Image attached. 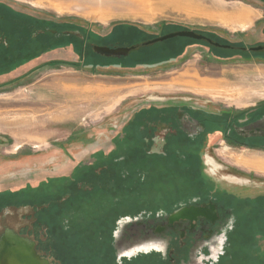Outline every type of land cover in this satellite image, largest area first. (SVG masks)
<instances>
[{
	"label": "rangeland",
	"instance_id": "374dc122",
	"mask_svg": "<svg viewBox=\"0 0 264 264\" xmlns=\"http://www.w3.org/2000/svg\"><path fill=\"white\" fill-rule=\"evenodd\" d=\"M255 1L0 0V236L49 264H264V150L249 136L264 127L240 124L264 102ZM57 22L87 42L53 44ZM163 22L218 46L150 64H131L138 46L94 48L138 45L126 27ZM211 201L217 220L192 215Z\"/></svg>",
	"mask_w": 264,
	"mask_h": 264
},
{
	"label": "flooded vegetation",
	"instance_id": "af4514ba",
	"mask_svg": "<svg viewBox=\"0 0 264 264\" xmlns=\"http://www.w3.org/2000/svg\"><path fill=\"white\" fill-rule=\"evenodd\" d=\"M9 25V24H8ZM125 25H127L126 23H125ZM159 26H160V29H159V31H158V33H154V32H151L150 31V29L149 28H147L146 29V31L149 33V34H151L152 35V37H150L149 39H146L145 41H148V40H151V39H153V38H156V37H158V36H160V35H163V34H166V33H169V32H177V31H187V30H192L195 34H199V35H202V37H200V38H197V37H190V36H186V35H175V36H172V37H168V38H166V39H162V40H156V41H153V42H150V43H148V44H142L143 42H145V41H143V42H140L138 45H134V46H136V49H137V46H138V48L139 47H141V46H145V45H151V46H157L158 45V42H160V41H165V40H167V39H169V38H174V37H180V38H184V39H177V40H174V42L175 41H180V40H183L182 42L184 43V41L186 40L185 38H191V39H193L194 40V43H187V44H184V45H192V44H202V43H198L197 41H199V40H202V41H207L208 43H210L211 45H214V46H218L217 45V43L213 40V36L212 35H209L208 36V34H206L205 32H209V31H206V30H203V29H189V28H187V27H184V26H182V25H174L173 23H168V22H163V23H160L159 24ZM138 28H141V29H144L145 30V28L144 27H138ZM55 31V30H54ZM73 32H75V31H73ZM119 32V31H118ZM3 42H4V40H3ZM101 45V44H100ZM107 46H111L110 44H106ZM102 46H105V45H102ZM210 46V45H209ZM220 46V45H219ZM233 46H235V45H233V44H229V48H232ZM211 47V46H210ZM247 47H251V49H253L254 51H256V50H258L259 48H261L260 46H258V45H254V46H247ZM254 47H259V48H254ZM243 48H244V46H243ZM176 49V48H175ZM179 49H181V48H178L177 50H179ZM185 49V48H184ZM247 48L245 47V50H246ZM244 50V49H243ZM250 51V50H249ZM263 52H264V49H263ZM212 54H213V51L211 52ZM180 55V54H179ZM257 55H260L261 57H264V55H262V54H257ZM121 57H122V55H120ZM178 56V55H177ZM176 56V57H177ZM240 56V55H239ZM150 57L153 59L154 58V56L153 55H150ZM171 58H175V57H170V58H163V60H161L160 62H162V61H166V60H169V59H171ZM232 105H234V106H236L237 104H235V103H232ZM236 107H240V106H236ZM184 112H182V114H183ZM256 114H258V115H256ZM254 115H256V116H254ZM221 116L222 115H220V117H216V118H212V117H210V121L208 120V117L206 116V117H202L201 119H200V123H202V124H204V123H207V124H209L210 122H215L216 124H224V122H221V123H219V121H218V119L217 118H221ZM258 117V118H257ZM251 119L254 121V120H256V122L254 123L255 125H257V123H259L258 125H262L263 127H264V102H261V103H259L258 105H256V107H254V108H252V109H249V110H247V112L245 113V117H243V119L240 121V124L241 125H247V124H250V122H252L251 121ZM196 124L197 123H195V126H196ZM185 124H183V127H184V129H186V127L184 126ZM195 126H193L194 128H195ZM198 129L199 128H195V133L197 134V135H199V137H201L202 135H203V133L202 132H200V131H198ZM202 129H203V127H202ZM255 130H253V131H257V130H259V129H256V128H254ZM204 130V129H203ZM242 131H241V134H242V137H243V135H248V134H246L245 132H244V129H241ZM264 130V129H263ZM195 133H193V134H195ZM245 133V134H244ZM193 134H190V133H183V134H181V136H183L184 138H187V139H189V138H191L192 137V135ZM249 136H251V137H254V138H257L258 139V141L260 142V143H262V147H260L259 149H262V150H264V131L263 132H252L251 134H249ZM236 138H239L238 136H235ZM227 139H228V137H226ZM249 138V137H248ZM247 137H244V138H242L241 139V141H242V143H244V141H246V139H248ZM88 189V187H84L83 188V190H87ZM217 200V199H216ZM217 204V201H211V203L210 204H208V206H210V207H208V208H205V209H203V208H195V210H194V212L192 213V215L193 216H195L194 214H199V213H204L205 214V216H206V219H208V220H217L218 219V217H219V215H220V213L221 212H223V211H221V209L220 208H218L217 206L218 205H216ZM213 205V206H212ZM212 206V207H211ZM213 209V210H212ZM183 211V210H182ZM214 211V212H213ZM215 212L217 213V214H215ZM217 218V219H216Z\"/></svg>",
	"mask_w": 264,
	"mask_h": 264
},
{
	"label": "water",
	"instance_id": "95a60500",
	"mask_svg": "<svg viewBox=\"0 0 264 264\" xmlns=\"http://www.w3.org/2000/svg\"><path fill=\"white\" fill-rule=\"evenodd\" d=\"M186 35L190 37L200 38L202 35L195 34L192 30L169 32L160 35L151 40L145 41L142 44H148L156 40L166 39L175 35ZM136 46H95L96 51L111 56L126 55L131 49ZM259 48V47H254ZM186 211H180L179 215H185ZM0 264H49L46 259L36 253L34 243L28 239L21 237L9 230L0 236Z\"/></svg>",
	"mask_w": 264,
	"mask_h": 264
},
{
	"label": "trees",
	"instance_id": "16d2710c",
	"mask_svg": "<svg viewBox=\"0 0 264 264\" xmlns=\"http://www.w3.org/2000/svg\"><path fill=\"white\" fill-rule=\"evenodd\" d=\"M55 27V32L52 35V38L50 42H54L55 43H61L63 41L65 42H87V39L84 37V33L86 34V30L82 29V28H76L75 26L71 25L70 23H56L54 24ZM75 28V29H74ZM118 28V31H120L121 26L118 27H114ZM128 30L132 31V34L130 35V38H134V39H139V40H143L145 38H150L152 37L151 34H149L146 30L141 29V28H133V26H128L126 27ZM76 30L78 32L79 35H81L79 37V35L76 34V32H73V30ZM112 29V32L113 30ZM120 29V30H119ZM123 34H121L120 37H123V35L126 33V30H123L122 32ZM89 35L91 36V33H89ZM55 39V41H54ZM86 39V40H85ZM92 40H96L94 38V36L91 38ZM177 39H184V38H180V37H174V38H169L167 40H165L164 44L161 45H157V46H151V45H145V46H141L139 47V51H137L138 55H134V60H131V64H150V63H158L161 60H163V57H166V53L169 51V48H171V50L174 49V51L172 53L176 54L177 52H179L177 49L178 48H182L184 44L190 43V39L191 38H185L186 40L188 39V42L185 40L184 43L182 42L183 40L180 41H175ZM193 40V39H191ZM100 43V42H98ZM90 47V46H89ZM176 48V49H175ZM90 49V48H89ZM180 50V49H179ZM136 53V54H137ZM255 54H258L255 52ZM262 55H264V52H261ZM150 55H153L154 58L152 59L150 57ZM170 55V54H167ZM125 58H123L124 60Z\"/></svg>",
	"mask_w": 264,
	"mask_h": 264
},
{
	"label": "crops",
	"instance_id": "0c3cea01",
	"mask_svg": "<svg viewBox=\"0 0 264 264\" xmlns=\"http://www.w3.org/2000/svg\"><path fill=\"white\" fill-rule=\"evenodd\" d=\"M255 1V0H254ZM256 2V1H255ZM258 3V2H257ZM258 4H261V8H259V6H255L254 4H252V3H250L249 5L250 6H252L253 8H254V10L256 11V14L257 15H259L260 17H263L264 16V9H262V7H263V5H264V3H258ZM258 16V17H259ZM258 17H256V18H258ZM231 22H232V24H237V23H240L239 21H236V20H230ZM253 21V25L256 23L255 21H256V19L254 20H252ZM231 24V23H230ZM242 25H245V24H242ZM264 26V25H263ZM263 26L261 27V29H260V34L261 35H263L264 36V31H263ZM235 30V29H234Z\"/></svg>",
	"mask_w": 264,
	"mask_h": 264
},
{
	"label": "bare ground",
	"instance_id": "6f19581e",
	"mask_svg": "<svg viewBox=\"0 0 264 264\" xmlns=\"http://www.w3.org/2000/svg\"><path fill=\"white\" fill-rule=\"evenodd\" d=\"M22 118H20V119H17V123L19 124V123H21L22 122V120H21Z\"/></svg>",
	"mask_w": 264,
	"mask_h": 264
}]
</instances>
